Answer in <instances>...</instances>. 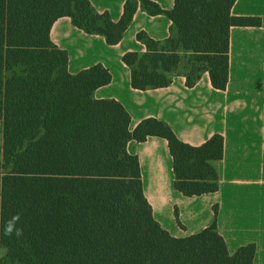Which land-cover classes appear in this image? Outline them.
I'll list each match as a JSON object with an SVG mask.
<instances>
[{
  "label": "trees",
  "instance_id": "obj_1",
  "mask_svg": "<svg viewBox=\"0 0 264 264\" xmlns=\"http://www.w3.org/2000/svg\"><path fill=\"white\" fill-rule=\"evenodd\" d=\"M233 0H174L165 9L154 0H140L150 15H166L172 21L169 36L153 38L139 30L137 38L146 51L135 60L127 56L132 81L140 90L169 86L176 76H184L193 87L205 72L214 88L225 90L229 81L230 36L233 25L260 26V16H236ZM135 12L126 8L118 20L108 11L87 9L26 8L25 0H0V118L2 119V170L0 188V264H15L16 236L3 235L4 224L17 214L19 195H92L130 196L131 224L128 264H224L226 243L217 229L218 206L214 219L201 231L184 237L173 236L154 217L145 195L138 156L132 159L128 181L20 178L18 149L21 113H67L78 115L120 116L129 118L123 103L113 98L23 95L24 26L48 28L60 17L68 16L74 26L102 33L116 31L118 42L130 26ZM130 54V53H129ZM134 57V55H133ZM149 136L168 141L173 159L174 188L186 196L219 189V172L213 161L223 158L224 136L217 132L199 145L180 139L171 125L157 117L141 119L133 138L142 142ZM175 217L181 227L178 208ZM22 264H95V263H22Z\"/></svg>",
  "mask_w": 264,
  "mask_h": 264
},
{
  "label": "crops",
  "instance_id": "obj_2",
  "mask_svg": "<svg viewBox=\"0 0 264 264\" xmlns=\"http://www.w3.org/2000/svg\"><path fill=\"white\" fill-rule=\"evenodd\" d=\"M85 1L87 8L93 5L100 12L108 11L114 20L127 7L135 12L116 43L110 42L117 37L116 31L92 33L74 26L68 16L46 28L51 44L65 54L70 75L101 69V79L88 97L113 98L123 103L130 113L132 132L141 119L153 116L168 122L180 139L193 145L202 144L217 132L224 136L223 158L213 161L219 172V189L194 196L174 188L167 139H132L154 217L173 236L184 237L210 225L217 204V229L226 243L224 264H264V0H233V15L260 16L263 23L231 27L225 90L213 87L208 72L191 88L182 75L167 87L135 88L127 56L134 61L137 53L146 51L137 38L138 31L143 29L156 39L165 38L170 34L171 19L148 14L141 9L140 0ZM154 1L165 9L174 6V0ZM176 208L184 228L176 220Z\"/></svg>",
  "mask_w": 264,
  "mask_h": 264
},
{
  "label": "rangeland",
  "instance_id": "obj_3",
  "mask_svg": "<svg viewBox=\"0 0 264 264\" xmlns=\"http://www.w3.org/2000/svg\"><path fill=\"white\" fill-rule=\"evenodd\" d=\"M25 7L67 10L87 8L88 4L85 0H25ZM91 8L95 9L93 5ZM23 29V95H92L101 69L70 75L65 54L51 44L46 28ZM128 119L21 113L18 176L130 180L134 152ZM2 142L0 118V188ZM17 207L21 214L17 226L23 229V235L16 238L15 264L129 261L130 196L19 195ZM2 255L0 247V263Z\"/></svg>",
  "mask_w": 264,
  "mask_h": 264
},
{
  "label": "clouds",
  "instance_id": "obj_4",
  "mask_svg": "<svg viewBox=\"0 0 264 264\" xmlns=\"http://www.w3.org/2000/svg\"><path fill=\"white\" fill-rule=\"evenodd\" d=\"M20 213L12 216L3 226V235L11 237L15 235L17 238L23 235V229L18 227L20 221Z\"/></svg>",
  "mask_w": 264,
  "mask_h": 264
}]
</instances>
